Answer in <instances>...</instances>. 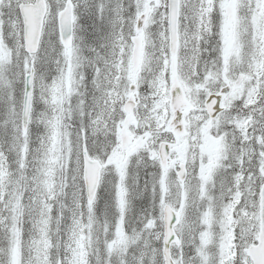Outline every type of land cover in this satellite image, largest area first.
<instances>
[{"label": "snow or ice", "instance_id": "obj_1", "mask_svg": "<svg viewBox=\"0 0 264 264\" xmlns=\"http://www.w3.org/2000/svg\"><path fill=\"white\" fill-rule=\"evenodd\" d=\"M114 262L264 264V0H0V264Z\"/></svg>", "mask_w": 264, "mask_h": 264}, {"label": "clouds", "instance_id": "obj_2", "mask_svg": "<svg viewBox=\"0 0 264 264\" xmlns=\"http://www.w3.org/2000/svg\"><path fill=\"white\" fill-rule=\"evenodd\" d=\"M246 29H247V22L244 18V15L241 16V32L242 34H246ZM147 161L143 159L142 156L135 157L131 161V168L133 172H136L138 170H143V168L146 166ZM97 231H99V226L97 227ZM115 264V262H114Z\"/></svg>", "mask_w": 264, "mask_h": 264}]
</instances>
